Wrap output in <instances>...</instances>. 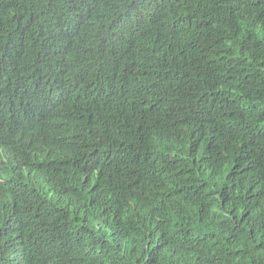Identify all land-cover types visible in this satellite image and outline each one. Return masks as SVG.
<instances>
[{
  "label": "trees",
  "instance_id": "trees-1",
  "mask_svg": "<svg viewBox=\"0 0 264 264\" xmlns=\"http://www.w3.org/2000/svg\"><path fill=\"white\" fill-rule=\"evenodd\" d=\"M0 264H264V0H0Z\"/></svg>",
  "mask_w": 264,
  "mask_h": 264
},
{
  "label": "bare ground",
  "instance_id": "bare-ground-1",
  "mask_svg": "<svg viewBox=\"0 0 264 264\" xmlns=\"http://www.w3.org/2000/svg\"><path fill=\"white\" fill-rule=\"evenodd\" d=\"M138 138V137H137ZM174 195V194H173ZM161 199V198H160ZM192 209V208H191ZM191 216V215H190ZM110 224V223H109Z\"/></svg>",
  "mask_w": 264,
  "mask_h": 264
}]
</instances>
